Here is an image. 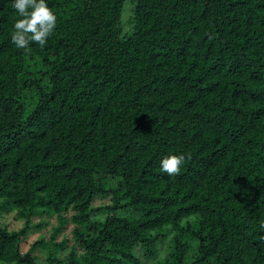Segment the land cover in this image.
Returning a JSON list of instances; mask_svg holds the SVG:
<instances>
[{
  "label": "trees",
  "instance_id": "1",
  "mask_svg": "<svg viewBox=\"0 0 264 264\" xmlns=\"http://www.w3.org/2000/svg\"><path fill=\"white\" fill-rule=\"evenodd\" d=\"M126 1L0 0V264H264V0Z\"/></svg>",
  "mask_w": 264,
  "mask_h": 264
},
{
  "label": "clouds",
  "instance_id": "2",
  "mask_svg": "<svg viewBox=\"0 0 264 264\" xmlns=\"http://www.w3.org/2000/svg\"><path fill=\"white\" fill-rule=\"evenodd\" d=\"M12 7L20 19L14 23L12 42L18 49L28 50L32 43L43 48L57 25V15L46 0H14ZM190 158V157H189ZM185 155H168L161 160V169L169 176L179 175Z\"/></svg>",
  "mask_w": 264,
  "mask_h": 264
},
{
  "label": "rangeland",
  "instance_id": "3",
  "mask_svg": "<svg viewBox=\"0 0 264 264\" xmlns=\"http://www.w3.org/2000/svg\"><path fill=\"white\" fill-rule=\"evenodd\" d=\"M128 8H131V4L129 3V0H127L124 4V7H123V12L124 14H126V12L128 11ZM26 78V77H24ZM32 78H37L35 77V75L32 76ZM30 94H33V91L30 90L29 92ZM27 101H29L27 99ZM30 107L32 106V103L31 105H29ZM112 195L110 193H106V194H103V195H99V196H96L94 198V201H93V207L95 209H99V210H96V211H93V218L96 219V220H103L106 215L108 214V210H107V206H109V204L111 203V197ZM51 221H53V219H51ZM3 222H5L6 224H8L9 228L10 229H17L21 226V222L18 221V220H15L14 219V214H11V213H6L4 218H3ZM71 228V225L68 224V226L65 228L64 230V234H66L69 238H70V230ZM49 230V227H45L43 228L42 230L40 231H36V232H33L32 234H30L28 236V238L22 243L21 245V250L22 251H25L29 245L36 239V237L40 234V232L42 231H47ZM61 238V236L58 237V239ZM169 239V238H168ZM167 239V241H168ZM71 243V241L69 242ZM165 253V249H160L159 252H158V258H161ZM63 253L60 254V256H62ZM137 255L140 257V250L139 248H137ZM37 258H38V262L39 264H44V253L43 252H37ZM142 261L144 262V264H154V261L152 260H145V259H142Z\"/></svg>",
  "mask_w": 264,
  "mask_h": 264
}]
</instances>
